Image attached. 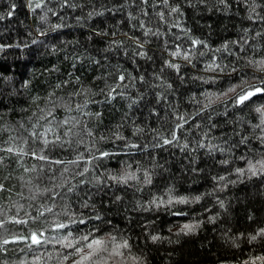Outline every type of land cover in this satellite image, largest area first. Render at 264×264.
Returning <instances> with one entry per match:
<instances>
[{"label":"trees","instance_id":"1","mask_svg":"<svg viewBox=\"0 0 264 264\" xmlns=\"http://www.w3.org/2000/svg\"><path fill=\"white\" fill-rule=\"evenodd\" d=\"M24 3L0 0V73L13 75L24 93L22 100L0 109V148L21 151L0 152V236L28 237L37 231L47 242L4 245L0 264H72L79 257L63 261L70 250L57 241L69 231L76 239L94 227L101 230L96 235L112 232L131 245L125 257L110 264H251L264 256V238L249 239L264 228V176L232 174L246 166L240 157L264 156V142L258 139L264 132L255 127L261 121L255 109L264 106V95L246 106L225 107L242 88L264 81V68L256 64L264 60V0H30L31 16ZM173 7L180 11L172 12ZM192 40L203 44L193 46ZM177 48L182 55L188 52L190 61L172 57ZM167 61L179 64L180 72L167 68ZM209 64L223 70H210ZM121 74L125 80L117 92L122 94L112 99L109 86L120 83ZM230 87L236 91L221 95ZM205 93L219 98L197 116L196 101L208 103ZM179 114L193 117L180 141L153 147L158 134L167 136L179 122ZM64 120L69 123L59 126ZM196 123L202 127H193ZM211 124L217 127L204 139ZM48 128L49 140H61L41 151L42 143L31 133ZM200 140L205 147L197 145ZM185 142L188 148L181 151ZM104 151L113 155L93 159ZM225 159L227 165L219 163ZM85 167L89 171L78 175ZM125 170L135 171L137 179L128 185L110 179ZM145 171L151 184L144 183ZM221 175L227 179L213 180ZM168 188L189 202L149 204L161 196L166 200ZM197 195L202 197L198 202ZM85 200L89 207L82 208ZM48 207L53 211H45ZM97 213L102 220L89 219ZM81 216L87 224L71 222ZM60 222L69 228L56 231ZM185 223L199 227L180 233ZM152 235L161 239L153 242Z\"/></svg>","mask_w":264,"mask_h":264},{"label":"snow or ice","instance_id":"2","mask_svg":"<svg viewBox=\"0 0 264 264\" xmlns=\"http://www.w3.org/2000/svg\"><path fill=\"white\" fill-rule=\"evenodd\" d=\"M65 2H67V0H65ZM144 3H147L148 0H143ZM168 0H164V3L167 4ZM221 2H223V0H221ZM253 3H255V0H253ZM41 7V4L37 3L36 4V8ZM34 10V9H33ZM255 9H253L254 11ZM172 12H179L180 9L178 7H173L171 9ZM11 11L9 12V15H11ZM89 15H92V13H89ZM161 16H163V13H160ZM3 17L0 16V19H2ZM262 20H264V17H260ZM251 19V17H250ZM140 27L143 28L144 25L143 23L140 24ZM149 31H151L149 29ZM144 35H148V32H145ZM257 35H260V33H257ZM36 41H33V43H35ZM191 44L193 46H198L203 44V41H197V40H192ZM140 47H143L142 44L139 45ZM226 47V46H225ZM4 46L0 45V50H3ZM139 55L144 56L146 55V53H139ZM170 55L172 57H181L186 60V61H190V55L188 52H183L182 55V49L177 48V50L172 51L170 53ZM201 55H204V53H201ZM256 64L260 67V68H264V60L261 61H257ZM165 66L167 68L170 69H174L177 73L180 72V65L173 63L171 61H167ZM208 68L210 70H215V69H220L221 71L223 70L221 68L220 65H215V68H213V64H209ZM235 70V69H233ZM161 71H163V69H161ZM118 81L120 83H116L115 86H109V90L107 92V96L114 99L115 95H120L122 93H118L117 89L120 88L121 83L125 80V76L124 75H119L118 76ZM141 80H143V77H140ZM182 79V77H181ZM57 87H59V85H57ZM125 87H127V85H125ZM168 87L170 88L171 85H168ZM103 92V90H101ZM236 89L235 87H230L228 88L227 92L222 93L221 95L223 96H227L228 93L230 92H235ZM205 98L207 99L208 103H202L200 101H196L197 104L200 105V110L197 111L195 113V115L199 116L201 115L205 110H207L208 108L211 107L212 103H213V97H216L217 99L219 98L218 96H216L215 93H205ZM258 95H264V81L261 82V85L259 86H250L247 89H243L236 94L234 97L231 98L230 101L225 102V107H228L229 105L233 106V107H239V106H246V102H249L252 100L253 97H256ZM192 100H195V96L192 97ZM255 111L257 113L261 114V121L259 125H256L255 127H260L261 131L264 132V106L261 107H257L255 109ZM49 116L52 115V113L48 114ZM99 115V114H97ZM41 119H47V117H42ZM193 119V117L187 115V114H179L175 117L176 121H179L177 123H175L174 128H172L169 132L167 136H160L159 134L154 138L157 143L153 144V147H163L164 145H174L177 144L180 141V136L183 134V131L185 129V125L189 123V120ZM209 120H211V116L208 117ZM51 123V121H49V124ZM69 123V120H64L62 123H60L59 126H64L67 125ZM193 127L195 128H201V124L200 123H196L195 125H193ZM217 125L216 124H211L209 131H205L202 133V136L204 139H207L209 136V132L211 131V129L216 128ZM69 132L71 131V129L68 130ZM136 131H142V129L137 128ZM189 132L191 131V129L188 130ZM52 132L51 128L46 129L44 132H41L39 130L33 131L31 133V135L33 137L36 138L37 142L42 143L43 148L41 149V151L45 150L47 148V146L49 144L55 145L57 143V141L61 140L60 136H57L55 138V140H49L47 138V134ZM178 132L180 134H178ZM67 134V133H65ZM88 135H91V132H88ZM103 138V137H102ZM117 139H121L123 140L124 137L122 136H117ZM258 139H260L262 142H264V135L258 137ZM160 141H162V143H160ZM245 142V138H242L240 143H244ZM197 145L199 147H205L203 140L197 141ZM124 147H132V148H141L140 145L137 144H128L126 143L124 145ZM214 147H218V146H214ZM188 148V143L185 142L182 147H181V151H184L185 149ZM143 150V149H141ZM221 151H224L223 149H220ZM14 149L12 147H7V148H0V152H7V153H13ZM34 156H37L36 152L32 153ZM113 155V153H109L107 151L104 152H100L99 153V157H93V159L96 158H103V157H107ZM38 159L40 160H48V157L45 155H39L37 156ZM2 159V158H0ZM80 159H82V155L80 157L77 158V161H79ZM240 159L245 160V167L241 168V167H237L233 170L234 175H236L237 177H244L245 175L248 176L249 179H251L252 177H256V176H264V156H262L260 159H256V160H252L249 159L245 156L240 157ZM77 161H72V163H76ZM52 163L55 164H60L62 163V161L60 160H55V161H51ZM219 163L223 164V165H227L229 163V161L227 159L219 161ZM129 168L131 167V165L128 166ZM138 170V169H137ZM65 171H67V169H65ZM89 171L88 167H85L83 169V171L79 172L78 175H84L85 173H87ZM110 179L115 182L116 184L119 185H128V182L130 180H136L137 176H136V172L135 171H128L125 170L123 172V174L121 175H111ZM227 178L223 175L219 176V177H213V180H218V181H225ZM237 181H230V183L235 184ZM144 183L146 184H151L152 183V178L151 175L145 171L144 173ZM2 185H0V190H2ZM225 187H227V185H225ZM139 190V189H138ZM69 191H71V188L69 189ZM172 188H168L167 192L165 193V195L168 196V198L165 200L163 198V196L161 197H157V198H153L152 200L149 201V204L152 206H155L157 208H159L162 205H172L174 203H178V204H186L188 203V198L181 196L179 198H175L174 196L171 195L172 193ZM201 196L197 195L194 197L195 201H200L201 200ZM121 197L117 196L116 200H120ZM221 208L224 207V202L222 200L218 201ZM139 204V202H137ZM140 207H143L142 205H139ZM82 208H87L89 207V203L87 200H85L82 205ZM145 211H147L148 209L145 208ZM45 211L47 212H52L53 209L51 207H48ZM40 216L44 215V212L41 211L39 212ZM173 215H181V213H173ZM89 219L92 220H102L103 218L101 217L100 214H96L94 216L89 217ZM210 220H212L213 222L215 221V217H210ZM14 223L17 224H26L27 221L26 220H16L15 218H13ZM73 224L79 223L81 225H85L87 224V221L83 218V216H81V218L77 219H72L71 221ZM110 223V221H109ZM4 227V221L0 220V228ZM199 227L198 224H192V223H185L182 225L181 229H180V233H184V234H188L191 233L193 231H195V229ZM69 228V225L65 224V223H56L55 224V230L56 231H60L63 229H67ZM100 228L99 227H94L91 230H88L86 232V234H82L80 235L78 238L76 239H72V232L69 231L68 234L66 236L63 237V239H60L57 241V243L61 244V246L65 249H68L70 251H68L66 254L63 255V261H67L70 258H74V257H79V259H73L72 264H110V261H114L115 258L119 257V258H123L125 257V251L124 250H129L131 248V245L128 241V239H125L123 237H120L118 239V237L116 235H114L112 232L105 234H101V235H96L97 232H100ZM113 231H115V228L113 229ZM180 233H177V235H179ZM44 237V232H37V231H32L30 233V235L28 237H13L12 239H8L5 236H0V251H5L6 249L3 248L4 245H9L12 243H17L21 240H30L31 244L29 245V247H31L32 245H36V246H40L44 243H46L47 241L42 239ZM264 238V228H260L257 230V232L255 234L250 235L249 239L250 241H255L257 240V238ZM150 239L153 242H156L158 240L161 239V237L157 236V235H152L150 237ZM133 260H136V257H131ZM259 260L261 262H264V256H257L255 259H253L251 261V264H256V261ZM247 264V262H246Z\"/></svg>","mask_w":264,"mask_h":264},{"label":"rangeland","instance_id":"3","mask_svg":"<svg viewBox=\"0 0 264 264\" xmlns=\"http://www.w3.org/2000/svg\"><path fill=\"white\" fill-rule=\"evenodd\" d=\"M29 1L30 0H26V3L28 5ZM12 78L13 75H9V73L7 72L0 73V109L8 102L22 100L24 98V93L21 85L15 83ZM13 149V153H17V151L21 152L20 150L15 149V147ZM31 156L34 155L32 154ZM61 264L63 263L61 262Z\"/></svg>","mask_w":264,"mask_h":264},{"label":"bare ground","instance_id":"4","mask_svg":"<svg viewBox=\"0 0 264 264\" xmlns=\"http://www.w3.org/2000/svg\"><path fill=\"white\" fill-rule=\"evenodd\" d=\"M25 4V8H26V10H27V12H28V14H29V16H31V12H32V8H31V6L30 5H28L27 3H24ZM38 41V40H37ZM37 41L35 42V43H37ZM34 44V43H33ZM32 43L31 44H29V45H33ZM33 47V46H32Z\"/></svg>","mask_w":264,"mask_h":264}]
</instances>
